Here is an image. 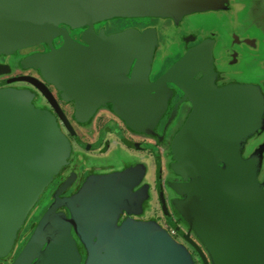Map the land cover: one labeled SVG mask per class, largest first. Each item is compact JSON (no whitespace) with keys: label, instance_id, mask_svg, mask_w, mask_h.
<instances>
[{"label":"water","instance_id":"obj_1","mask_svg":"<svg viewBox=\"0 0 264 264\" xmlns=\"http://www.w3.org/2000/svg\"><path fill=\"white\" fill-rule=\"evenodd\" d=\"M186 2L0 0V54L41 44L52 47L62 38L60 49L30 57L23 67L40 69L63 101L74 102L76 119L86 121L101 105L113 103L131 129L148 134L167 109V98L159 92L166 83H176L194 110L173 140V168L195 179L173 186L188 199L176 204L177 212L195 230L214 264H264L261 158L244 159L241 146L263 121L260 89L233 84L215 88L211 95L200 93L191 83L194 75L206 67V80L213 76L206 43L192 48L150 84L146 81L156 44L152 33L129 31L108 40L88 35L86 47L62 27L84 28L113 18H163L179 12ZM213 4L207 6L218 8L222 1ZM135 51L137 61L128 77ZM21 80L40 86L34 79ZM29 101L26 92L0 89V257L12 250L30 212L70 156V143L54 116ZM137 181L133 171L91 177L75 198H56L15 264H31L39 253L34 264H80L72 228L88 253L85 264H194L164 231L132 220L119 225L122 211L131 214L134 208L131 192ZM59 207L67 208L71 218L52 217Z\"/></svg>","mask_w":264,"mask_h":264},{"label":"flooded vegetation","instance_id":"obj_2","mask_svg":"<svg viewBox=\"0 0 264 264\" xmlns=\"http://www.w3.org/2000/svg\"><path fill=\"white\" fill-rule=\"evenodd\" d=\"M116 19L125 20L129 18H113L96 23L92 26L77 29L66 25H62V27L67 29L73 41L86 47L88 44L85 41V37L88 35L108 40L129 31H135L139 35H143L146 32L152 33L156 44L151 68L146 81L150 84L157 82L168 73L176 63L184 58L192 48L200 45L195 44L194 46H188L193 37L187 36L181 39L182 44L180 47L176 45L171 46L169 40L172 33L169 36L167 34L164 39L156 24L153 23L154 21L152 22L153 26H145L142 24L137 26L127 25L118 28L114 32H110L108 28L101 26V24H107L109 21ZM132 19L153 20L155 18ZM62 45L63 39L57 38L53 41L52 47L48 44H41L8 54H0V89H11L28 93L29 102L35 109L47 111L54 116L62 133L67 137L71 148L70 156L67 158L66 164L61 167L59 173L51 181L30 212L17 234L12 250L5 256L0 257V264L16 263L30 243L44 216L48 213L56 198H75L80 194L87 180L91 177L103 178L110 175L118 176L129 171L136 173L138 178L137 184L131 192V203L134 205V208L131 210V214L125 210L122 211L119 225L125 220H132L139 224L152 225L156 229L167 233L176 243L181 245L189 254L194 264H214L210 252L206 249L195 230L187 224L177 212L176 204L188 200L187 196L178 193L173 188L174 185H188L195 180L173 168L176 162L174 160L175 155L172 151L174 138L185 125L194 110V103L191 98L187 96L176 83H166L162 87L161 92H159V95L160 97L167 98V109L161 120L149 134L131 129L127 123L115 113L113 103L101 105L90 119L80 121L76 119L75 103L63 101L61 98L62 93L54 85L44 80L40 69L23 67V62L26 59L36 55L52 53L60 49ZM162 50L167 51V54L163 58L162 65L164 69L162 68V70L157 71L154 68V62L158 61V52H162ZM17 53L21 59L16 66H13V61L4 60L5 57ZM175 56H177V59L173 61V63H169V60H172L170 58ZM136 61L137 52L135 51L129 67L130 70L127 73L128 77L131 76ZM207 71H209V69L206 67L199 70L191 81L192 85H198L197 89L202 94L211 95L215 88L221 89L234 84V81L225 80L222 76L219 77L218 75L215 81L212 80L211 82V85L213 84L211 86L212 88L207 86L209 87L208 89L205 86L206 81H208L206 80L208 78ZM24 78L37 80L40 86H36V84L28 80H21ZM173 99L181 102L184 106L185 104L191 105V110L179 129L173 126V113L175 111L176 113L178 112V107L172 111L173 107L171 106V101ZM112 124L116 125L115 129H112ZM144 146H147L145 150H143ZM114 149L124 151H127L126 149L132 150L134 154L128 151L129 156H133L132 162H127L126 166H123V164L113 166L109 165V162L106 163V159L111 157V153L113 152L114 154ZM145 154H147V156ZM242 157L245 159L249 156L246 157L243 151ZM138 158H141V160ZM146 159L150 160V163L152 162L153 171L151 173L149 172L150 168ZM219 165L223 166L221 163H219ZM262 167L261 162L258 181L263 185L264 190ZM45 194H48L45 204L37 209V205ZM138 203H140V205ZM52 217H60L67 220L71 218V213L67 208L59 207L54 210ZM71 235L76 242L81 257L80 264H85L88 253L77 237L74 228L71 229ZM45 248L46 245L43 247V251ZM39 255L40 253L37 254V258ZM37 258H35L31 264H34Z\"/></svg>","mask_w":264,"mask_h":264},{"label":"rangeland","instance_id":"obj_3","mask_svg":"<svg viewBox=\"0 0 264 264\" xmlns=\"http://www.w3.org/2000/svg\"><path fill=\"white\" fill-rule=\"evenodd\" d=\"M209 1L210 0H189L190 3L186 2L182 4V7L180 8L179 12L175 11L173 13L174 16L169 15L167 17H163L160 19L155 18L153 20L116 19L113 21H109L107 24H101V26H105L109 29L110 32H114L118 28H122L127 25L137 26L142 24L145 26H153L152 22L154 21L153 23L156 24L164 39L167 34L169 36L172 33L169 43L171 46L176 45L177 47H180V45L182 44V38L187 36L193 37L188 46L206 43L211 49V59L209 62L210 64H208V67H210V74L213 76H211L208 80L215 81V78H217L219 75V77L222 76V78L225 80L234 81V85H252L258 87L264 96V68L259 65V62H253L252 67L245 68L237 66V68L234 69L228 68L227 63H222L221 57L224 55V48L227 47L231 49L232 41L231 37L224 36L226 34L224 31L228 30L229 32L231 31V28L235 26L233 25L235 23L233 21L234 16L229 11H226V8L224 7L226 0H221L222 4L218 8L208 7L207 4L210 6H214L213 3H215V0H212L213 2ZM217 1L219 2L220 0ZM233 1L234 0H232V2ZM253 1L254 0H236V2H234L233 7L236 5V3L244 5L246 3V5H251ZM175 13H177V16H175ZM241 15L246 16V12H243V14ZM250 22V19H248V26L250 25ZM166 54L167 51L164 50H162V52H158V61L154 62V68L157 71L162 70V64L164 60L163 58ZM20 59L21 57L17 53L5 57L4 60L13 61V66H16ZM170 59L172 60H169V63H173V61L177 59V56ZM171 106L173 107L172 111L178 107V112L176 113L175 111L173 113L174 116L172 119L174 121H172L174 128L179 129L181 125L185 122L191 110V105L185 104L184 106L181 102H178L177 100L173 99L171 101ZM262 113V123L260 124V122H258V125L253 131V133L247 138L245 142L241 143V146L246 157L249 156L245 158L246 160L253 158L256 155L261 158L263 166L262 175L264 177V109ZM111 127L112 129H115L116 125L112 124ZM145 148H147V146H144L143 150H145ZM126 150L127 151L114 149V154L113 152L111 153V157L106 159V163L109 162L108 164L113 166H118L122 164L123 166H126L127 162H132L133 160V156H129L128 152L131 151V153H133V151L129 149ZM145 155L147 156V154ZM138 159L141 160V158ZM146 161L150 168L149 172L151 173L153 171L152 162L150 163V160L148 159H146ZM47 195L45 194V196L42 197L39 204L37 205V209L41 208L42 205L45 204L47 200Z\"/></svg>","mask_w":264,"mask_h":264},{"label":"crops","instance_id":"obj_4","mask_svg":"<svg viewBox=\"0 0 264 264\" xmlns=\"http://www.w3.org/2000/svg\"><path fill=\"white\" fill-rule=\"evenodd\" d=\"M234 2L236 0H226V11L234 16L235 26L229 32L224 31V36L231 37L232 41L231 49L224 48L222 63L234 69L237 66L252 67L253 62H259L264 68V0H254L251 5L236 3L233 7ZM243 12L246 16L241 15ZM248 19L251 21L249 26Z\"/></svg>","mask_w":264,"mask_h":264}]
</instances>
